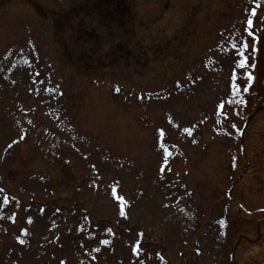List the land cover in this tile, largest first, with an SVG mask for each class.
<instances>
[{
	"label": "rangeland",
	"instance_id": "rangeland-1",
	"mask_svg": "<svg viewBox=\"0 0 264 264\" xmlns=\"http://www.w3.org/2000/svg\"><path fill=\"white\" fill-rule=\"evenodd\" d=\"M263 116L264 0H0V264H262Z\"/></svg>",
	"mask_w": 264,
	"mask_h": 264
},
{
	"label": "snow or ice",
	"instance_id": "snow-or-ice-1",
	"mask_svg": "<svg viewBox=\"0 0 264 264\" xmlns=\"http://www.w3.org/2000/svg\"><path fill=\"white\" fill-rule=\"evenodd\" d=\"M253 11H254V9H253ZM251 23H252V21L249 20V21H248V24L251 25ZM242 46H243L244 48H247V47H248L247 42H246V41L242 42ZM245 60H246V57H245ZM243 63H244V62H242V66H243ZM253 67H254V65H253ZM249 75H251V74L249 73ZM117 90H119V89H117ZM245 91H247V89H245ZM239 102H240L241 104H246V101L243 100V99H241ZM185 131H186V132H190L189 129H185ZM122 207H123V206H122ZM105 243H107V241H105Z\"/></svg>",
	"mask_w": 264,
	"mask_h": 264
},
{
	"label": "bare ground",
	"instance_id": "bare-ground-1",
	"mask_svg": "<svg viewBox=\"0 0 264 264\" xmlns=\"http://www.w3.org/2000/svg\"><path fill=\"white\" fill-rule=\"evenodd\" d=\"M259 125V123H257V126ZM254 251H255V255L258 253V249L255 247L254 249H253Z\"/></svg>",
	"mask_w": 264,
	"mask_h": 264
}]
</instances>
